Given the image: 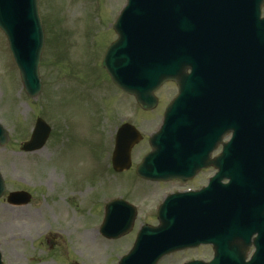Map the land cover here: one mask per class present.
I'll list each match as a JSON object with an SVG mask.
<instances>
[{"label": "rangeland", "instance_id": "1", "mask_svg": "<svg viewBox=\"0 0 264 264\" xmlns=\"http://www.w3.org/2000/svg\"><path fill=\"white\" fill-rule=\"evenodd\" d=\"M123 1L38 0L40 17L49 30L47 36L44 30L42 86L35 99L25 95L0 31V124L9 137L0 147V175L5 183L0 198L3 264H115L131 247L142 223L156 224L154 204L169 186L143 184L132 169L122 174L109 169L108 135L119 119L130 116L147 133L158 122L161 108L148 115L101 68L105 46L116 37L111 25ZM172 91L170 84L159 90L162 103ZM38 116L51 127L50 136L42 149L22 152L19 147ZM146 149L142 142L133 150V165L136 154ZM13 190L29 192L30 202L6 203L5 195ZM115 196L130 199L139 209L131 230L109 240L98 227L104 203ZM203 254L169 257L175 260L167 264Z\"/></svg>", "mask_w": 264, "mask_h": 264}, {"label": "water", "instance_id": "2", "mask_svg": "<svg viewBox=\"0 0 264 264\" xmlns=\"http://www.w3.org/2000/svg\"><path fill=\"white\" fill-rule=\"evenodd\" d=\"M223 1L127 0L114 23L118 39L108 48L102 66L117 86L135 96L143 109H151L155 105L153 91L164 80L175 75L183 77L185 68L191 66V41L207 40L205 32L209 26L220 28V22L210 25L205 18L210 9L226 8ZM263 3L264 0H239V188L247 197L245 200L254 202H259L264 194V185L254 177L264 172V19L259 18ZM0 28L7 37L25 93L33 98L41 89L38 64L43 45L37 0H0ZM175 106V102L170 105L163 127L151 138L153 150L138 165V175L159 179L176 173L179 162L188 161L176 148ZM49 130L38 118L30 140L22 148L39 149ZM139 138L133 126L120 127L112 157L114 170L129 168L130 150ZM6 140V132L0 125V145ZM244 183L255 184L247 188ZM3 191L0 177V196ZM29 199L23 191L7 196L12 204H26ZM245 200L243 204L247 203L249 209L260 211L259 203ZM134 216L131 206L111 201L106 205L100 232L108 238L119 237L130 229ZM255 224L257 221L250 223L249 229L257 231ZM159 236L156 229L142 227L132 250L119 264H154L160 254ZM164 237L165 243L170 236Z\"/></svg>", "mask_w": 264, "mask_h": 264}, {"label": "flooded vegetation", "instance_id": "3", "mask_svg": "<svg viewBox=\"0 0 264 264\" xmlns=\"http://www.w3.org/2000/svg\"><path fill=\"white\" fill-rule=\"evenodd\" d=\"M172 85H173L174 95H175L178 91L177 82H173ZM225 140H226V137H224L223 141H225ZM213 172H214L213 169L210 167L209 168H203L187 180L169 181V182H163L160 184L171 185L170 187L172 188V191H195V190L201 189V188H203L209 184V180H210L211 176L213 175ZM189 251H191V250H187V251H183V252H177V253H173L171 255H168L162 259L163 264H166L167 262L175 260V258L169 259V256L170 257L175 256V257L179 258L180 256H182L184 254L180 255L178 253H184V252H189ZM199 251L204 252V254L202 256H193V257L192 256H188V257L183 256L182 258L179 259V261L180 260L186 261V260L197 258V259H202L205 262H209L213 258L214 251H213L212 247H207L205 250L201 249V250H198V252ZM246 252H247V257H249L253 252H255V249L254 248H248L246 250ZM205 255H207V256H205ZM177 262H175V263H177Z\"/></svg>", "mask_w": 264, "mask_h": 264}, {"label": "bare ground", "instance_id": "4", "mask_svg": "<svg viewBox=\"0 0 264 264\" xmlns=\"http://www.w3.org/2000/svg\"><path fill=\"white\" fill-rule=\"evenodd\" d=\"M92 234H93V232L90 231L89 235H92Z\"/></svg>", "mask_w": 264, "mask_h": 264}]
</instances>
